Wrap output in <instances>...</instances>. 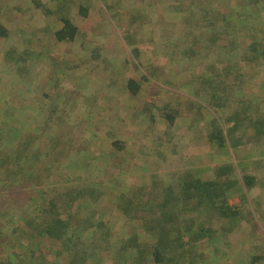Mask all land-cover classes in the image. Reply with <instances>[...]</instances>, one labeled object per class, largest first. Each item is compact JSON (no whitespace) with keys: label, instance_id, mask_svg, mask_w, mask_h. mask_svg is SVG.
Here are the masks:
<instances>
[{"label":"rangeland","instance_id":"rangeland-1","mask_svg":"<svg viewBox=\"0 0 264 264\" xmlns=\"http://www.w3.org/2000/svg\"><path fill=\"white\" fill-rule=\"evenodd\" d=\"M60 19L77 28L72 41L52 34ZM0 26V129L8 137L0 158L11 157L0 165L6 236L15 228L6 216L25 227L61 209L48 201L59 189L90 192L78 217L72 206L70 227L93 230L96 252L86 264H121L95 246L98 222L110 221L103 249L116 245L138 228L132 217L156 213L167 188L232 166L236 176L224 175L220 198L244 214L239 234L257 228L264 241V141L244 136L264 119V0H0ZM243 173L257 181L246 195L226 180L242 183ZM188 208L201 213L196 198ZM215 211L201 218L206 228L238 227Z\"/></svg>","mask_w":264,"mask_h":264},{"label":"trees","instance_id":"trees-1","mask_svg":"<svg viewBox=\"0 0 264 264\" xmlns=\"http://www.w3.org/2000/svg\"><path fill=\"white\" fill-rule=\"evenodd\" d=\"M51 30L55 38L62 42L72 41L77 35V28L70 19L58 20L57 23L53 24ZM6 32L7 30L0 26V36L5 37ZM259 44L254 46L253 53H256V50H261L260 48L257 49L261 46ZM129 87L131 92H138V85L129 82ZM236 118L238 121L240 120L239 116ZM262 121L264 122V119L256 123L250 122L253 131L244 135L246 136V143L257 144L264 141V123ZM218 132L210 136V143H213V139L221 134V131ZM6 135L0 129L1 142L7 141ZM26 144L29 145L30 142H26ZM27 145L25 146L27 147ZM225 146L226 144L223 145V147ZM262 151L264 154V149ZM7 154L5 153L0 158V165L3 158H11L6 157ZM30 156L34 157L32 155L27 157ZM231 169L227 170L226 173H231L232 177H235L234 167L231 166ZM226 173L210 174L208 177H201L202 174H200L194 179L184 180L177 188H167L165 197L157 201L159 204L156 206V213L144 216L138 211L140 216L131 219L132 222L135 221L138 224V228L129 231V233H121L117 238L116 245H108L103 249L105 238L110 230L107 225L110 221L107 219L104 222H98L97 229L101 228L98 230L100 236L95 246L101 247V253H113L115 262H121V264H224L226 261L229 264H264V241L258 235L257 228L251 230L250 234H239V227L242 223L239 222L241 218L238 219L237 215L244 218V214L239 208L232 209L225 206L226 201L220 198L222 194L218 190ZM243 175L242 183L237 178H234L236 181L233 179L226 180L228 184H235L236 188H246L242 191L243 195H246V192L248 193L250 189L256 186L257 181L253 176H248L245 173ZM86 190L88 192V187ZM91 194L94 195L81 190L74 191L73 188L59 189L53 195L60 196H54L48 201L49 206L55 202L62 204L61 209L54 211L45 209L39 217L42 222L34 223L35 218L38 217H30L25 227L20 226L21 220L17 216L12 218L6 216L9 224L15 225V228L13 227L6 236L2 227L3 223L0 222V264H86L91 261L96 252H93L94 248L91 247L93 244L90 245L91 238L94 236L93 230L90 226L83 229L77 227L71 229L70 227L73 225L72 220L74 219L71 212L72 206L73 213L77 214L78 217L86 207L84 195ZM194 198L197 200V207L199 206L201 209L199 215H196L197 208L191 210L188 208L192 205ZM53 199L54 202H52ZM151 203H153L152 200L146 202L152 207ZM210 210H216L214 216L225 217L230 222L232 218L235 219L234 222H238L236 224L238 227L233 226L227 229L220 227L218 230L206 228L201 218L207 215L206 211L209 212ZM48 214L51 216L47 217ZM210 218L212 219L211 216ZM186 221H190L192 224H186ZM142 222H144V227ZM150 223L154 224L151 225ZM209 223L211 222L209 221ZM93 227L95 230V224ZM27 233L30 234V239L27 244H24L22 241L24 238L27 239ZM230 234L239 235L241 239L244 236L245 241L238 238L233 240L230 238ZM149 235L156 236L159 241L147 243L146 238ZM260 239L263 243L258 245ZM205 242H208L206 250H200L198 245ZM14 243L15 245H13ZM223 247L226 248L222 249ZM228 249L230 253L225 252ZM192 250L198 252L194 257L190 255ZM207 251L211 252L209 260L205 256ZM221 253L222 255H219ZM61 258L64 261H61Z\"/></svg>","mask_w":264,"mask_h":264}]
</instances>
